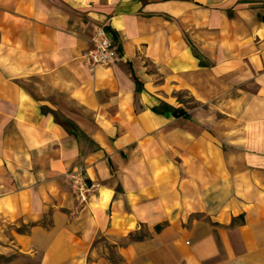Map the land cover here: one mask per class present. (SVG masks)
Instances as JSON below:
<instances>
[{"label": "crops", "instance_id": "obj_1", "mask_svg": "<svg viewBox=\"0 0 264 264\" xmlns=\"http://www.w3.org/2000/svg\"><path fill=\"white\" fill-rule=\"evenodd\" d=\"M0 264H264V0H0Z\"/></svg>", "mask_w": 264, "mask_h": 264}, {"label": "built area", "instance_id": "obj_2", "mask_svg": "<svg viewBox=\"0 0 264 264\" xmlns=\"http://www.w3.org/2000/svg\"><path fill=\"white\" fill-rule=\"evenodd\" d=\"M91 39L92 46L87 51L91 65H110L119 59L118 48L107 33L105 25H97ZM66 174L72 192L80 203L85 202L99 185L97 182L88 179L82 166L68 170Z\"/></svg>", "mask_w": 264, "mask_h": 264}, {"label": "trees", "instance_id": "obj_3", "mask_svg": "<svg viewBox=\"0 0 264 264\" xmlns=\"http://www.w3.org/2000/svg\"><path fill=\"white\" fill-rule=\"evenodd\" d=\"M178 112H181V109L177 110Z\"/></svg>", "mask_w": 264, "mask_h": 264}]
</instances>
